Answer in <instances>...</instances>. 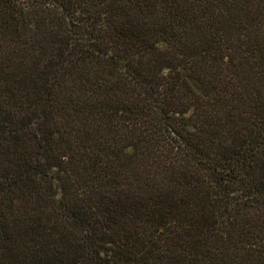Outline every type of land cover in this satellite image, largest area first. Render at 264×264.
<instances>
[{
	"label": "trees",
	"instance_id": "obj_1",
	"mask_svg": "<svg viewBox=\"0 0 264 264\" xmlns=\"http://www.w3.org/2000/svg\"><path fill=\"white\" fill-rule=\"evenodd\" d=\"M0 264H264V0H0Z\"/></svg>",
	"mask_w": 264,
	"mask_h": 264
}]
</instances>
